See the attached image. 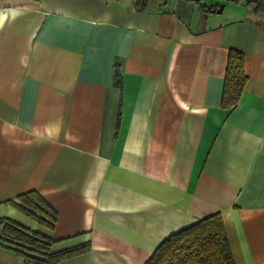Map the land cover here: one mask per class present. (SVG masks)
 Listing matches in <instances>:
<instances>
[{
	"label": "crops",
	"instance_id": "0c3cea01",
	"mask_svg": "<svg viewBox=\"0 0 264 264\" xmlns=\"http://www.w3.org/2000/svg\"><path fill=\"white\" fill-rule=\"evenodd\" d=\"M244 1L0 0V219L81 249L53 264H144L219 213L234 264H264V11ZM20 250L0 224V264Z\"/></svg>",
	"mask_w": 264,
	"mask_h": 264
},
{
	"label": "trees",
	"instance_id": "16d2710c",
	"mask_svg": "<svg viewBox=\"0 0 264 264\" xmlns=\"http://www.w3.org/2000/svg\"><path fill=\"white\" fill-rule=\"evenodd\" d=\"M254 11H264V0H245ZM243 55L231 49L224 78L222 105L233 106L238 100L245 82ZM114 82L122 84L118 68L114 71ZM16 207L37 220L51 226L55 212L35 191L19 195ZM4 239L20 248V253L29 264H53L61 258L80 252V248L58 253H47L51 240L13 220L0 219ZM45 256V257H44ZM144 264H234L224 225L219 213L206 216L195 223L166 237L152 252Z\"/></svg>",
	"mask_w": 264,
	"mask_h": 264
},
{
	"label": "water",
	"instance_id": "95a60500",
	"mask_svg": "<svg viewBox=\"0 0 264 264\" xmlns=\"http://www.w3.org/2000/svg\"><path fill=\"white\" fill-rule=\"evenodd\" d=\"M222 7H223V5H222V4H219L218 8H217V9H215V10H213V11H216V12H221V10H222Z\"/></svg>",
	"mask_w": 264,
	"mask_h": 264
},
{
	"label": "rangeland",
	"instance_id": "374dc122",
	"mask_svg": "<svg viewBox=\"0 0 264 264\" xmlns=\"http://www.w3.org/2000/svg\"><path fill=\"white\" fill-rule=\"evenodd\" d=\"M219 4H223V3L220 2ZM225 12L228 13L229 12V8L226 7Z\"/></svg>",
	"mask_w": 264,
	"mask_h": 264
}]
</instances>
